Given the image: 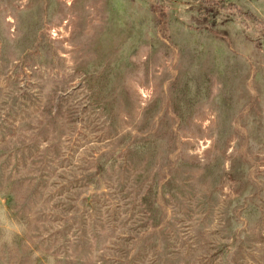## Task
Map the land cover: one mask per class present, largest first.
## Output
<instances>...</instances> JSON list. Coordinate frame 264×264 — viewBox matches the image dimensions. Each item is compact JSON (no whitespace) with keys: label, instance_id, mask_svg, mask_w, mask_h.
Wrapping results in <instances>:
<instances>
[{"label":"rangeland","instance_id":"374dc122","mask_svg":"<svg viewBox=\"0 0 264 264\" xmlns=\"http://www.w3.org/2000/svg\"><path fill=\"white\" fill-rule=\"evenodd\" d=\"M0 264H264V0H0Z\"/></svg>","mask_w":264,"mask_h":264}]
</instances>
